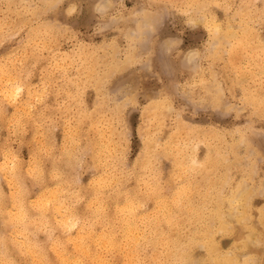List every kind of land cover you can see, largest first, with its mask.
I'll return each mask as SVG.
<instances>
[{
	"label": "rangeland",
	"instance_id": "374dc122",
	"mask_svg": "<svg viewBox=\"0 0 264 264\" xmlns=\"http://www.w3.org/2000/svg\"><path fill=\"white\" fill-rule=\"evenodd\" d=\"M51 2L55 0H0V91L10 82L26 85L21 100L32 113L29 133L20 138L23 145H11L22 155L37 130L61 146L67 134L70 147L73 133L76 147L86 149L83 184L91 179V170L113 163L120 165L117 174L126 191L141 190L147 219L129 221L137 234L127 238L119 224V243L106 247L99 258L123 264V250L132 249L133 264H211L212 237L221 254L259 259L264 117L258 102L247 110L238 108L242 85L259 73L264 17L249 5L264 6L261 0H61L59 9L51 8ZM66 5L73 7L71 14ZM252 87L258 89L259 82ZM63 166L81 172L79 166L69 167L67 158ZM154 183L164 197L159 207L148 195ZM238 194L240 203L233 207L229 200ZM164 206L171 211L170 222L162 219ZM218 206L229 218L226 233L214 219ZM0 237L6 241L0 244V260L40 264L46 258L60 264L63 259L59 245L51 241L38 256L22 230L5 228L3 217ZM39 239L48 240L43 233Z\"/></svg>",
	"mask_w": 264,
	"mask_h": 264
},
{
	"label": "snow or ice",
	"instance_id": "6c2138e0",
	"mask_svg": "<svg viewBox=\"0 0 264 264\" xmlns=\"http://www.w3.org/2000/svg\"><path fill=\"white\" fill-rule=\"evenodd\" d=\"M261 5H264V0H261ZM50 7L61 8V0H55ZM65 7L69 14L74 10L72 6ZM202 7L211 8L213 5ZM249 7H256L264 17V6ZM259 60V73H253L255 79L242 85L238 110H247L250 104L255 106L258 102L260 114L264 117V40L261 41ZM256 81L259 82L258 89L252 87ZM25 87L23 81L10 82L9 87L0 91L3 98L0 101V217H3V224L5 228L11 226L13 231L22 230L26 235L25 243L29 248L35 245L38 256H43L47 243L51 241L59 245L63 256L60 264H108L99 257L106 247H115L119 243L117 226L141 216L148 217L141 193L139 190L135 194L131 189L125 190L124 178L117 174L120 165L113 163L100 170H91V179L87 185L83 184L81 177L86 149L76 147L78 138L75 134L71 137L72 147L67 134L61 146L39 130L27 141L28 150L24 155L21 150L11 147L17 141L23 145L25 142L20 138L29 133L32 113L27 104L22 107L21 100ZM66 158L69 167L79 166L81 172L68 171L63 166ZM73 159L75 165L72 164ZM160 191V186L155 183L149 186L148 195L154 196L157 207L164 201ZM261 195H264V186ZM141 208H144L143 213ZM153 220L159 221V217H153ZM261 223L264 224V215ZM41 233L48 238L43 243L39 239ZM5 243L4 237H0V244ZM260 247L261 257L246 256L244 264H264V233L261 234ZM0 264L16 262L0 260ZM40 264L56 262L43 258ZM137 264L144 262L138 261ZM170 264L183 262L177 260Z\"/></svg>",
	"mask_w": 264,
	"mask_h": 264
},
{
	"label": "bare ground",
	"instance_id": "6f19581e",
	"mask_svg": "<svg viewBox=\"0 0 264 264\" xmlns=\"http://www.w3.org/2000/svg\"><path fill=\"white\" fill-rule=\"evenodd\" d=\"M23 1V0H22ZM25 1V0H24ZM27 1V0H26ZM159 1V0H158ZM214 1V0H213ZM172 2V1H171ZM180 2V1H179ZM200 2V1H199ZM52 3V2H51ZM227 4V3H226ZM200 5V4H199ZM29 6V5H28ZM46 6V5H45ZM48 6V5H47ZM179 6V5H178ZM180 7V6H179ZM214 7V6H213ZM28 8V7H27ZM31 8V7H30ZM49 8V7H48ZM186 8V7H185ZM197 8V7H196ZM232 8H233V6H232ZM38 9H40V8H38ZM45 9V8H44ZM202 9V8H201ZM49 10V9H48ZM198 10V9H197ZM241 10V9H240ZM40 11V10H39ZM46 11V10H45ZM190 11H191V9H190ZM198 11H200V10H198ZM226 11V10H225ZM239 11V10H238ZM243 11V10H242ZM196 12V11H195ZM201 12V11H200ZM19 13V12H18ZM187 13V12H186ZM230 13V12H229ZM243 14V13H242ZM33 15V14H32ZM237 15H239V13L237 14ZM258 16H259V14H258ZM230 17V16H229ZM255 17H256V15H255ZM208 18V17H207ZM257 18V17H256ZM197 20H198V18H197ZM202 20V19H201ZM33 22V21H32ZM200 22H202V21H200ZM199 22V23H200ZM10 24V23H9ZM39 24V23H38ZM51 24V23H50ZM212 24V23H211ZM214 24V23H213ZM256 25V24H255ZM5 26V25H4ZM12 26H13V24H12ZM210 26V25H209ZM214 27V29H215V31H218V28H217V26H215V25H213ZM14 27H15V25H14ZM34 27H36V26H34ZM212 28V29H213ZM229 28H230V26H229ZM59 29V28H58ZM210 29V28H209ZM251 29V28H250ZM43 30V29H42ZM208 30V29H207ZM14 31V30H13ZM47 31H48V29H47ZM208 31H210V30H208ZM229 31V30H228ZM39 32V31H38ZM231 32V31H230ZM230 32H228V33H230ZM239 32V31H238ZM50 33V32H49ZM211 33H214L213 31L211 32ZM254 33V32H253ZM231 35V34H230ZM235 35V34H234ZM211 36H212V34H211ZM215 37V36H214ZM264 38V37H263ZM49 39V38H48ZM243 40H245V38H243L242 39V41ZM260 40V39H259ZM258 40V42H261L262 40H260L259 41ZM223 41V40H222ZM246 41V40H245ZM244 41V42H245ZM44 42V41H43ZM41 43V42H40ZM55 43H57V42H55ZM225 43V42H224ZM215 45L217 44V42L216 43H214ZM213 43H212V45H214ZM241 44V43H240ZM244 44V43H243ZM42 45V44H41ZM44 46V45H43ZM53 46H54V44H53ZM47 47V46H46ZM107 47V46H106ZM114 47V46H113ZM87 50V49H86ZM89 51V50H88ZM230 51V50H229ZM33 53V52H32ZM88 53V52H87ZM97 54V53H96ZM252 54V53H251ZM84 55V54H83ZM255 55V54H254ZM21 56V55H20ZM23 56V55H22ZM42 56H43V54H42ZM66 56V55H65ZM70 56V55H69ZM27 57V56H26ZM64 57V56H63ZM91 57H92V55H91ZM83 58H84V56H83ZM51 59V58H50ZM89 59V58H88ZM255 59V58H254ZM68 60V59H67ZM222 60V59H221ZM80 61H82V60H80ZM14 62V61H13ZM88 62V61H87ZM54 63H56V62H54ZM70 63V62H69ZM82 63V62H81ZM11 64V63H10ZM66 64V63H65ZM56 66H57V63L55 64ZM67 65V64H66ZM7 66V65H6ZM34 66V65H33ZM49 66V65H48ZM89 66V65H88ZM93 66V65H92ZM60 67V66H59ZM83 67V66H82ZM256 67V66H255ZM8 68V67H7ZM14 68V67H13ZM94 68V67H93ZM20 69V68H19ZM18 69V70H19ZM0 70H1V68H0ZM5 70V69H4ZM47 70V69H46ZM94 71H95V69H93ZM97 70V69H96ZM4 73V72H3ZM23 73V72H22ZM91 73H92V70H91ZM21 74V73H20ZM83 75V74H82ZM0 76H1V73H0ZM85 76V75H84ZM214 76H215V74H214ZM48 78V77H47ZM64 78V77H63ZM9 79V78H8ZM4 80V79H3ZM7 80V79H6ZM14 80V79H13ZM26 80V79H25ZM15 81V80H14ZM57 81V80H56ZM76 81V80H75ZM93 81V80H92ZM10 82V81H9ZM73 82V81H72ZM5 83V82H4ZM6 83H8V82H6ZM2 84V83H1ZM76 85V84H75ZM9 86V85H8ZM7 86V87H8ZM50 87V86H49ZM28 89L27 90H29V86L27 87ZM1 90V89H0ZM85 90V89H84ZM83 90V91H84ZM29 92V91H28ZM82 92V91H81ZM80 92V93H81ZM100 92V91H99ZM27 93V92H26ZM57 94V93H56ZM100 94V93H99ZM102 94V93H101ZM33 95V94H32ZM79 95H81V94H79ZM27 96V95H26ZM36 96H38V95H36ZM57 96V95H56ZM59 96V95H58ZM71 96V95H70ZM78 97V96H77ZM32 98V97H31ZM34 98H37V97H34ZM41 98V97H40ZM75 100V99H74ZM219 101V100H218ZM98 104V103H97ZM162 106V105H161ZM167 106V105H166ZM165 106V107H166ZM80 107V106H79ZM84 107V106H83ZM50 108V107H49ZM160 108H162L163 109V107H160ZM30 110V109H29ZM167 112H168V110H167ZM166 114V113H165ZM53 128V127H52ZM55 129V128H54ZM78 130V129H77ZM76 131V130H75ZM65 132V131H64ZM152 133V132H151ZM51 135V134H50ZM72 135H73V133H72ZM106 135V134H105ZM54 139V138H53ZM105 139V138H104ZM242 139H243V137H242ZM88 140V139H87ZM158 140V139H157ZM245 140V139H244ZM114 141V140H113ZM105 142V141H104ZM182 142V141H181ZM197 142V141H196ZM240 142H243V141H240ZM103 143V142H102ZM156 143V142H155ZM200 144H202V142L201 143H199V145ZM204 144V143H203ZM80 145V144H79ZM156 145V144H155ZM198 145V144H197ZM195 147H197L196 146V143L194 144V146H193V148L195 149ZM200 147V146H199ZM198 147V148H199ZM234 148H236V147H234ZM112 149V148H111ZM106 150H107V148H106ZM249 151V150H248ZM105 153V152H104ZM112 153H113V151H112ZM175 154V153H174ZM187 154V153H186ZM200 154V153H199ZM198 156V155H197ZM194 158H195V156H194ZM156 160V159H155ZM159 160V159H158ZM191 161H193V165L191 164ZM189 164L191 165V167L193 166L194 167V165L196 164V162H195V160H190V162H189ZM197 166H200V165H198L197 164ZM238 166V165H237ZM255 166V165H254ZM210 168V167H209ZM77 169H79V167L77 168ZM76 169V170H77ZM255 169V168H254ZM75 170V171H76ZM185 170V169H184ZM209 170V169H208ZM212 170H213V168H212ZM78 171V170H77ZM223 171V170H222ZM228 172V171H227ZM255 172V171H254ZM210 175V174H209ZM160 177V176H159ZM173 177V176H172ZM153 178V177H152ZM178 178V177H177ZM180 179V178H179ZM227 179V178H226ZM126 180V179H125ZM178 180V179H177ZM192 180V179H191ZM208 180V179H207ZM192 182V181H191ZM194 182V181H193ZM227 181L225 180V183H226ZM244 182V181H243ZM263 182V181H262ZM145 183V182H144ZM171 183H172V181H171ZM148 184V183H147ZM189 184H191V183H189ZM244 184V183H243ZM242 184V185H243ZM264 184V183H263ZM245 185V184H244ZM185 186V185H184ZM222 186H225V184L223 183V185ZM251 186V185H250ZM178 188V187H177ZM184 188V187H183ZM209 188V187H208ZM211 188V187H210ZM252 188V187H251ZM196 189V188H195ZM224 189V188H223ZM242 189V188H241ZM240 189V190H241ZM179 190H180V188H179ZM240 190H238L239 192H240ZM246 190V189H245ZM244 190V191H245ZM141 191V190H140ZM221 191V190H220ZM237 191V192H238ZM252 191V190H251ZM259 191V190H258ZM257 191V192H258ZM261 191V190H260ZM165 192H166V190H165ZM182 192V191H181ZM191 192V191H190ZM208 192V191H207ZM253 192V191H252ZM201 193V192H200ZM256 193V192H255ZM207 194V193H206ZM221 194V193H220ZM240 195L241 194H238V196L236 195V197L235 198H231L230 200H229V202H230V204H233V207H234V205L236 204V206L240 203ZM251 195V194H250ZM146 196V195H145ZM192 196V195H191ZM219 196V195H218ZM234 196H235V194H234ZM175 198V197H174ZM183 198V197H182ZM248 198V197H247ZM203 199V198H202ZM244 200V199H243ZM249 200V199H248ZM143 201V200H142ZM176 201H177V198H176ZM204 201V200H203ZM226 201V200H225ZM250 201V200H249ZM237 202H239V203H237ZM182 203V202H181ZM223 203V202H222ZM245 203H248V201L246 200V202ZM190 204V203H189ZM200 204H201V201H200ZM204 204H207V203H204ZM203 204V205H204ZM176 205H178V203L176 204ZM225 205H226V203H225ZM224 205V206H225ZM241 205V204H240ZM240 205H239V208H240ZM245 205V204H244ZM248 204H246V206H247ZM205 206V205H204ZM237 208V207H236ZM243 208H244V206H243ZM141 209H143V208H141ZM170 209V208H169ZM181 209V208H180ZM204 209H206V207H204ZM162 210H163V213H162V219H163V221H165V222H170V219H171V211H169L168 209H167V206H164V207H162ZM263 210V209H262ZM224 211V210H223ZM233 211H234V209H233ZM246 211H248V209H246ZM165 212V213H164ZM233 213L234 212H232L231 214L233 215ZM237 215L238 214H240V213H236ZM246 214V213H245ZM248 214V213H247ZM155 215V214H154ZM224 215L226 216V213L224 214V213H222L221 211H220V209H219V206H218V208H217V210L215 211V213H214V219L218 222V224L222 227V229H221V231H225L227 228L226 227H228V226H226V220H228L229 218L228 217H224ZM150 216V215H149ZM180 216V215H179ZM152 218V217H151ZM177 218H179L178 216H177ZM227 218V219H226ZM245 218H248V217H245ZM226 219V220H225ZM149 220V219H148ZM233 220V219H232ZM240 220H242V219H240ZM244 221H245V219H243ZM242 220V221H243ZM155 221V220H154ZM230 221V220H229ZM248 221V220H247ZM241 222V221H240ZM134 223H135V221H134ZM161 223V222H160ZM177 223V222H176ZM239 223V222H238ZM137 226V225H136ZM138 227V226H137ZM233 227V226H232ZM143 229H144V227H143ZM143 229H142V231H143ZM153 229V228H152ZM232 229V228H231ZM247 230V229H246ZM249 230V229H248ZM141 231V232H142ZM219 233H221L220 232V230L218 231ZM217 232V233H218ZM146 233V232H145ZM153 233V232H152ZM216 233V234H217ZM225 233H226V231H225ZM18 234H19V232H18ZM17 234V235H18ZM137 233H136V228L134 227V225H131V223H129V222H127V223H123V238H127V237H129V236H135ZM211 234V233H210ZM245 234V233H244ZM241 235L240 237H241V239H242V241H244L245 242V244H246V238H247V234L246 235ZM251 237V236H250ZM129 239V238H128ZM146 239V238H145ZM208 239V238H207ZM248 239V238H247ZM256 239V238H255ZM131 241H135V240H132V239H130ZM250 240H252L251 238H250ZM258 240V239H257ZM155 241H157L158 242V239H155ZM254 241V240H253ZM124 242H125V240H124ZM248 242H250V241H248ZM258 242H260V241H258ZM253 243V242H252ZM261 243V242H260ZM166 244V243H165ZM208 244H209V246H208V260H209V262L211 263V264H230V262H232V261H238L239 262V264H244V261H242V260H239L237 257H236V255H232V254H221L219 251H218V249H219V247L217 248L216 247V245H215V243H214V241H213V239H212V237H209V239H208ZM58 245V244H57ZM136 245H137V243L135 242V243H133V247L134 248H136ZM149 245V244H148ZM198 245V244H197ZM257 245V244H256ZM259 245V244H258ZM159 246H160V244H159ZM165 246V245H164ZM163 246V247H164ZM201 246V245H200ZM199 246V247H200ZM237 247V246H236ZM133 248V249H134ZM166 248V247H165ZM248 248V247H247ZM14 249V248H13ZM57 249H58V247H57ZM162 249V248H161ZM15 250V249H14ZM59 250V249H58ZM135 250V249H134ZM184 250V249H183ZM201 250H203L202 249V246H201ZM1 251V250H0ZM159 251V250H158ZM15 252V251H14ZM29 252V251H28ZM33 252V251H32ZM104 252H106V251H104ZM123 252H124V254H125V262L123 263V264H133L134 262H135V258H134V255H133V251H132V249H129V250H127V249H125V250H123ZM137 253V252H136ZM146 253V252H145ZM187 252H185V254H186ZM116 254V253H115ZM135 254V253H134ZM171 254H173V252L171 253ZM56 255V254H55ZM114 256V255H113ZM168 257H169V254L167 255ZM152 257V256H151ZM103 258H104V256H103ZM155 258V257H154ZM168 262V261H167ZM183 262V261H182ZM109 263V262H108ZM186 264V263H185Z\"/></svg>",
	"mask_w": 264,
	"mask_h": 264
}]
</instances>
